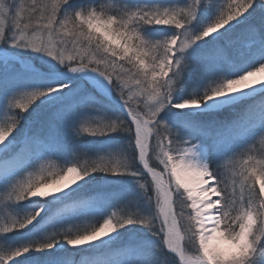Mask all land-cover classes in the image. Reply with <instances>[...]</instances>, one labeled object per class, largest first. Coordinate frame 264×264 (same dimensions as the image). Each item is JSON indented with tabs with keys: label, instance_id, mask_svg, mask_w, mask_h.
Listing matches in <instances>:
<instances>
[{
	"label": "snow or ice",
	"instance_id": "obj_1",
	"mask_svg": "<svg viewBox=\"0 0 264 264\" xmlns=\"http://www.w3.org/2000/svg\"><path fill=\"white\" fill-rule=\"evenodd\" d=\"M261 74L264 0H0V264H264Z\"/></svg>",
	"mask_w": 264,
	"mask_h": 264
},
{
	"label": "trees",
	"instance_id": "obj_2",
	"mask_svg": "<svg viewBox=\"0 0 264 264\" xmlns=\"http://www.w3.org/2000/svg\"><path fill=\"white\" fill-rule=\"evenodd\" d=\"M115 107V105L113 104V108ZM96 141V143L94 144L93 141ZM84 142L86 144H93V145H97V146H104L106 149L108 147L114 146L116 141H114L112 138H108V137H104V138H91V137H86Z\"/></svg>",
	"mask_w": 264,
	"mask_h": 264
},
{
	"label": "bare ground",
	"instance_id": "obj_3",
	"mask_svg": "<svg viewBox=\"0 0 264 264\" xmlns=\"http://www.w3.org/2000/svg\"><path fill=\"white\" fill-rule=\"evenodd\" d=\"M255 79H264V74H261L260 76L256 77Z\"/></svg>",
	"mask_w": 264,
	"mask_h": 264
},
{
	"label": "rangeland",
	"instance_id": "obj_4",
	"mask_svg": "<svg viewBox=\"0 0 264 264\" xmlns=\"http://www.w3.org/2000/svg\"><path fill=\"white\" fill-rule=\"evenodd\" d=\"M93 143L95 144V143H96V141L94 140V141H93Z\"/></svg>",
	"mask_w": 264,
	"mask_h": 264
}]
</instances>
